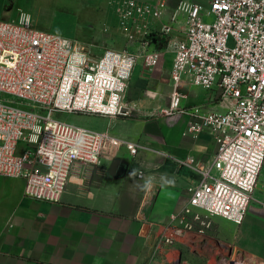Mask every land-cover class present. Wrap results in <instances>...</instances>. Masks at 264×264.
Masks as SVG:
<instances>
[{
    "label": "built area",
    "instance_id": "1",
    "mask_svg": "<svg viewBox=\"0 0 264 264\" xmlns=\"http://www.w3.org/2000/svg\"><path fill=\"white\" fill-rule=\"evenodd\" d=\"M170 1L123 0L122 24L139 37V48L99 55L92 44L36 26L29 13L0 19V176L22 178L25 196L50 203L61 200L74 164L101 163L107 139L60 115L130 116L134 70L139 62L146 70L158 66L157 42L166 38L170 109L194 117L187 132L209 131L216 146L187 186L183 207L162 225L168 245L210 226L199 211L242 224L264 165V0H211L208 7L180 0L156 28ZM185 80L211 91L212 102L228 100V108L181 107Z\"/></svg>",
    "mask_w": 264,
    "mask_h": 264
},
{
    "label": "crops",
    "instance_id": "2",
    "mask_svg": "<svg viewBox=\"0 0 264 264\" xmlns=\"http://www.w3.org/2000/svg\"><path fill=\"white\" fill-rule=\"evenodd\" d=\"M122 1L80 3L103 13L96 19L111 29L124 27L118 16ZM169 9L156 28L170 17ZM11 14L3 8L0 19L12 20ZM167 80L144 92L146 75H133L127 92L133 115H81L79 125L107 135L103 158L97 165L74 164L59 202L25 196L22 178L0 176V264H195L207 248L204 242L213 240L225 242L229 254L264 264V165L242 224L212 216L207 233H185L174 245L161 240L162 225L183 207L187 186L199 180L216 149L211 132H187L195 120L190 114H178L170 125L167 116L152 117L151 109L171 103ZM178 90L181 107L222 113L230 104L212 102L211 91L188 80Z\"/></svg>",
    "mask_w": 264,
    "mask_h": 264
},
{
    "label": "rangeland",
    "instance_id": "3",
    "mask_svg": "<svg viewBox=\"0 0 264 264\" xmlns=\"http://www.w3.org/2000/svg\"><path fill=\"white\" fill-rule=\"evenodd\" d=\"M179 1L180 0H177L175 3L170 5L171 7H169L170 9L168 11L170 15L171 13H174ZM183 1L200 3L205 7H208L211 0ZM3 8H10L12 19H16L20 12H26L31 15L33 23L42 29L59 33L85 47H88L89 44L94 45L91 50L96 55L101 54L107 48L136 51L140 45L139 37L132 33V28L128 24L124 27H113L111 29L103 27L101 22L96 19L97 16L102 15L103 13L100 11L88 10L84 5H82V3H80V0H0V11ZM105 14L108 15V13ZM111 14L112 16L115 15V17L116 14L118 15V13ZM121 14L124 15L120 12V15L118 16H121ZM179 22V25L184 24L183 17L179 18ZM166 44V38H162L159 42H157V48L161 51V59L160 63L154 68V70H146L142 66L141 62L137 64L134 70L133 75L137 72L146 75L147 81L145 87L143 88L144 92L155 90L154 87L159 86V81L161 82L162 77L166 80L168 79L166 83L169 84V77L164 74L168 73L170 70L172 56L167 49ZM157 69L162 71V76L152 75V73L154 74ZM156 78L159 80L156 81ZM170 108L171 103L168 106L160 107L157 109L158 111H156V109H151V115H153L152 117L167 116L165 124L170 125L171 122L177 118V115L180 114L175 111H171ZM133 114L135 113H132L131 115ZM81 115L87 114H63L60 115V117L70 123L82 124L79 119ZM147 117L150 116L148 115ZM21 147L22 150L23 146ZM162 164L163 168L167 169L165 166L166 164H164V162ZM201 218L210 222L207 216L201 215ZM209 227L204 228L203 233H207L206 230ZM179 241L180 240L175 241L171 245H174ZM204 243L206 244L204 246H207V248H205L201 257L198 255L200 259H196L195 264H257L255 263L256 261L247 259L240 254H229V250L231 248H229L225 242L213 240L211 243L208 241Z\"/></svg>",
    "mask_w": 264,
    "mask_h": 264
}]
</instances>
